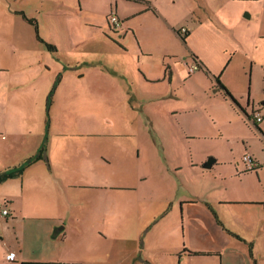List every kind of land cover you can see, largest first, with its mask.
Returning <instances> with one entry per match:
<instances>
[{"label":"rangeland","instance_id":"rangeland-1","mask_svg":"<svg viewBox=\"0 0 264 264\" xmlns=\"http://www.w3.org/2000/svg\"><path fill=\"white\" fill-rule=\"evenodd\" d=\"M172 1L0 0V120L7 121L8 133H26L28 126L20 122L36 118L44 125L42 139L50 134V153L61 156L62 175L71 184L89 182L87 177L75 179L74 162L79 161L87 172L96 166V160H109L101 172L104 182L109 178L120 189L136 186L132 191L124 188L115 193L120 203L127 202L118 208L126 231L131 219L142 215L143 207L137 204L142 199L159 203L156 210L160 212L148 221L146 231L165 213L169 216L166 225L157 223L155 232H145V238L143 232L114 244L112 256L124 258L125 264L137 263L126 261L130 252L140 264H219L217 255L208 254L210 249L237 250L242 244L238 241L249 246L250 242L226 227L224 221L239 224L236 216L229 221L221 219L210 198L253 199L264 192V183H259L256 173H234L221 180L200 170L215 157H219L223 173L235 172L236 167L242 172V164L251 170L244 165L245 156L255 162L252 148L258 146L262 135L237 107L214 97V88L207 95V88L213 82L217 85V77L228 92L243 93V101L250 93H264V0H241L235 3L239 10L220 14L231 31L204 19L207 11L202 8L191 12L196 0H175L173 6ZM148 2L159 15L143 11ZM246 8L251 9V18ZM128 10L143 12L131 18L128 32L113 31L111 12L123 15ZM16 12L33 19L39 37L55 49L39 44L33 28ZM161 12L170 21L188 26L191 35L187 41H173ZM200 15L206 21L194 27L192 22ZM106 16L111 26L108 30ZM209 27L217 30L215 38L205 30ZM170 45L180 55L164 58L167 64L162 66V52ZM141 51L149 56L144 57ZM189 51L202 64L204 73L190 75L188 67L194 61ZM166 69L173 75L177 98H163L170 86L167 76L155 83L147 78L163 79ZM261 114L264 118V111ZM150 148H155V153L152 149L149 152ZM166 164L177 177L166 174ZM175 194L190 201L197 195L201 199L183 212L177 203L174 216V211L160 205L166 196L174 198ZM253 207H248L247 215L257 211ZM241 234L249 235L245 231ZM102 244L104 251L109 248L106 241ZM226 253L225 264H245L237 260V254Z\"/></svg>","mask_w":264,"mask_h":264},{"label":"crops","instance_id":"crops-1","mask_svg":"<svg viewBox=\"0 0 264 264\" xmlns=\"http://www.w3.org/2000/svg\"><path fill=\"white\" fill-rule=\"evenodd\" d=\"M190 1L192 2L193 0ZM207 1H211L210 4L207 3ZM240 1L241 0H206L207 6L213 5L211 8L205 5V1L202 3L201 0H196V4L192 7L193 9L191 12H199L202 8L204 11H207V15L204 19L213 21V23L217 24L221 29L224 28L226 31H231L232 29L229 30L228 28L231 25L228 26L227 23L223 22L220 14L227 12V15H231L233 11L239 10L235 3H239ZM170 3H172L170 5L173 6L175 0ZM247 10L251 13L249 16L251 18L253 15L252 11L251 9ZM143 11H155L159 15V12L154 9L150 2H148V7H145ZM143 11L137 12L128 10V12L123 15H118L116 11H112L111 14L117 15L121 20V27L119 29H114L110 25H107L106 16L105 29L108 30L109 26L113 31L126 33L131 30L129 26L131 18H134V16H137ZM162 15L165 17V22L170 30L169 33L173 41L175 42L178 40V42L182 44L183 41L181 36L185 33V40L187 41L188 36L191 35L188 26H180V23L170 21L164 13H162ZM203 16L204 15L198 17L194 16L195 18L192 22L194 27L200 26L206 21L202 19ZM191 21L192 20H190V22ZM209 28H205V30L215 38V36L218 35L216 33L217 30H214L213 27ZM182 29L185 31H182ZM130 33L132 34V31ZM119 37L122 38V36ZM122 40H125V38H122ZM228 44L232 45L229 41ZM239 46L241 47V44H239ZM188 53L190 55L194 54L191 51ZM179 55L180 54L177 55L176 51H173L171 45L165 47L162 52L160 64L162 66L167 64L164 58L171 60L178 58ZM143 56L148 57L149 55L143 54ZM191 58L197 60L194 55H191ZM185 65L187 67L190 66L187 62ZM200 65L202 66V64ZM197 71L204 73L201 69L195 70L190 73V75ZM166 76L168 77L170 86L169 90L165 89L163 98H177L178 95L172 84L173 75L170 70L168 73L166 71L163 72V79H161V76L154 78L148 76L147 78L152 81L150 83H155L164 81ZM189 76L187 79L191 77ZM187 79H185V81ZM211 88L215 89L213 92L214 97H220L222 101L230 105L231 108L232 106L237 107L243 117L249 120L257 132L262 135L263 139L259 137L257 142L258 146L252 148L255 168L251 170H245L242 164V172L236 167L235 172L223 173V168L219 163V157L213 159L209 168H204L202 164L200 170L206 173L211 172L213 178L218 175L221 180H224L226 177L225 175L231 176L234 173L237 175H239V173H256L259 177V183L263 184L264 129L261 128V123L264 121V118L261 111H264V93L262 91L250 93L247 95L245 101H243V93L231 90L229 93L236 100L237 104H235L233 102L231 103L226 96L223 95L222 90H220L214 82L207 88V93L209 91L207 95H210ZM129 99L132 100L133 98ZM257 105L260 107L257 109V112L261 116V121L259 123L254 122L251 114V116L248 115L252 107L254 108V106ZM4 112L6 113V111H2V113ZM10 123L16 125L19 121H9L8 124ZM20 124L28 126L26 133H21V131L19 133L15 131H10V133H8L9 130L5 127L7 121L5 119L0 120V176L2 177L3 174H7L6 177L0 178V205L6 206L9 210V216L0 219V245L2 246L0 264H125L124 261H122L124 258L117 259L115 255L112 256L114 244L119 245L120 242L125 241V238L127 240L132 238L131 236L139 237L143 232L145 238L149 231L152 230L155 232V225L157 223L166 225L167 221H169V216L165 213L160 217V221L156 220L155 225L150 230L147 229L146 231L145 227L149 224L148 221L154 219L155 215L160 211L156 210V206L159 204L157 200L152 204L151 199L145 198L142 199L140 203H137L139 206L143 207L142 215L133 217L130 221V229L126 231L124 227L125 223L119 216L118 208L121 204L126 205L127 202L123 201L120 203L115 193L119 190H124V188H127L126 190L128 191H132L136 186H127L120 189L118 185L111 183L109 178L104 182L101 172L109 163V160H105L104 158L96 160V166L91 167L87 172L85 170L86 168L80 166L79 161L74 162L73 166L76 167L74 172L76 176L75 179L87 177L89 178V182L71 184L62 175L61 156L50 153V134H48L46 138L44 159L38 160L20 169L27 159L36 156L40 146L44 143L42 139L44 125H39L36 118L32 119L28 117L23 120V122H20ZM260 146L263 147V150L258 151ZM163 147L164 149L166 148L165 145H163L162 148ZM151 149L155 153L156 149L150 148L149 152ZM174 154L176 157V153ZM244 165L246 166V164ZM169 166L170 165L166 164L164 168L166 174L172 173L177 177L176 171L173 172ZM164 186H166V183H164ZM224 196L225 195L212 196L209 201L213 205H217L216 208L221 219L222 217H226L229 221L232 216H236L239 224H232L230 221L229 223L224 221V224L232 233L240 234V238H243L246 242H250V246L248 243L238 241L242 244L238 246L237 250H224L225 248L222 249L217 246L210 249L208 254L217 255L219 264H225L224 255L227 256L226 252L237 254V260H243L245 264H264V192L253 199L238 197L226 198ZM167 197L169 196H166V198ZM192 197L194 196L192 195ZM166 198L163 200L164 203L160 205V208L164 209L167 206L170 211H174L171 212L174 216H177V203L180 204L181 211L183 212V210H190L197 204L196 201L201 199L197 195L195 201L193 199L190 201L187 198H183L182 194H175L174 198ZM251 206H256L258 209L253 207L257 211H253L252 216H249L246 210ZM239 207L243 209V211L238 210ZM243 212L245 213L244 215H242ZM129 218L128 220H130ZM141 225H144V227L142 230H139ZM247 230H249V232ZM241 231H245L249 235H243ZM176 232H178L177 235L180 240L181 235L179 229H177ZM104 241L107 242L109 247L105 251L102 248V243H104ZM229 243L232 245L231 240ZM143 246L145 249V241ZM10 252L15 253V259L11 262L5 259L6 255ZM129 255L131 256L126 257V261H135V263L137 262L136 264L141 263L139 260H135V254L133 252H130ZM188 255H193V253L188 252Z\"/></svg>","mask_w":264,"mask_h":264},{"label":"trees","instance_id":"trees-1","mask_svg":"<svg viewBox=\"0 0 264 264\" xmlns=\"http://www.w3.org/2000/svg\"><path fill=\"white\" fill-rule=\"evenodd\" d=\"M16 14L21 15L22 20L25 21L28 25H30V26L33 28V30H34V32H35L36 40L39 42V44L44 45L45 48L48 49V50H54V49H55L54 46L47 44L45 41H43V40L39 37V34H38V28H37L36 22H35L33 19H29V18H27V17L24 15V13H22V12H16ZM185 37H186V33H185L183 36H181V39H182L183 42L185 41ZM193 61H194L193 65H196L197 70H201L202 67H201V65L198 63V61L195 60V58H194ZM166 72H167V69H166ZM215 82H216L218 88H219L220 90L223 91L224 95H225L226 97H228L229 99H231V101H232L233 103L237 104V102H236V100L233 98V96H232V95H231V94H230V93L224 88V86L219 82V80H218L217 78H215ZM46 138H47V137L44 138V143H43V145L40 147V149H39L38 153L36 154V156H34L33 158H29V159H27V160L25 161V163L20 167V169H23V168H25L26 166H28V165H30V164H32V163L38 161V160H42V159H44L45 145H46ZM6 176H7V174H3V175H2V177H6ZM2 177L0 176V178H2Z\"/></svg>","mask_w":264,"mask_h":264},{"label":"built area","instance_id":"built-area-1","mask_svg":"<svg viewBox=\"0 0 264 264\" xmlns=\"http://www.w3.org/2000/svg\"><path fill=\"white\" fill-rule=\"evenodd\" d=\"M109 24L113 27V28H118L120 27L121 21L120 19L115 16V14H111L110 18H109ZM182 31H185L184 29H182ZM195 70H197L196 65H193L192 67H189V73L194 72ZM252 118L254 120V122L259 123L261 121V116L259 115L258 112H254L252 114ZM243 162L246 164L248 169H253L254 168V162L252 161V159L249 156H245L243 158ZM9 216V210L7 209L6 206H1L0 205V219L1 218H6ZM5 259L7 261H13L15 259V253L14 252H10L6 255Z\"/></svg>","mask_w":264,"mask_h":264},{"label":"water","instance_id":"water-1","mask_svg":"<svg viewBox=\"0 0 264 264\" xmlns=\"http://www.w3.org/2000/svg\"><path fill=\"white\" fill-rule=\"evenodd\" d=\"M213 162V159H210V160H208L204 165H203V167L204 168H209L210 166H211V163Z\"/></svg>","mask_w":264,"mask_h":264},{"label":"flooded vegetation","instance_id":"flooded-vegetation-1","mask_svg":"<svg viewBox=\"0 0 264 264\" xmlns=\"http://www.w3.org/2000/svg\"><path fill=\"white\" fill-rule=\"evenodd\" d=\"M260 108L258 105L257 106H254V108L252 107L251 109V115L254 113V112H257V109ZM254 111V112H253ZM254 168H255V164H254Z\"/></svg>","mask_w":264,"mask_h":264}]
</instances>
